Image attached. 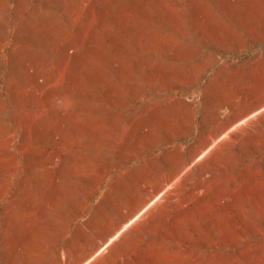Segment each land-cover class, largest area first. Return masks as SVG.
<instances>
[{
  "label": "rangeland",
  "instance_id": "rangeland-1",
  "mask_svg": "<svg viewBox=\"0 0 264 264\" xmlns=\"http://www.w3.org/2000/svg\"><path fill=\"white\" fill-rule=\"evenodd\" d=\"M0 264H264V0H0Z\"/></svg>",
  "mask_w": 264,
  "mask_h": 264
},
{
  "label": "bare ground",
  "instance_id": "bare-ground-1",
  "mask_svg": "<svg viewBox=\"0 0 264 264\" xmlns=\"http://www.w3.org/2000/svg\"><path fill=\"white\" fill-rule=\"evenodd\" d=\"M78 48V47H77ZM69 50H70V48H69ZM90 54V53H89ZM67 63V62H66ZM61 72V71H60ZM62 78V77H61ZM59 83V82H58ZM58 85H60V84H58ZM43 90V89H42Z\"/></svg>",
  "mask_w": 264,
  "mask_h": 264
}]
</instances>
